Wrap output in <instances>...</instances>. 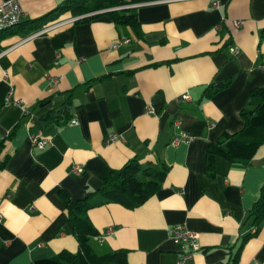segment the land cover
Segmentation results:
<instances>
[{
  "label": "crops",
  "instance_id": "0c3cea01",
  "mask_svg": "<svg viewBox=\"0 0 264 264\" xmlns=\"http://www.w3.org/2000/svg\"><path fill=\"white\" fill-rule=\"evenodd\" d=\"M19 1L27 21L63 0ZM213 1L133 3L137 29L104 14L68 22L79 15L64 11L34 36L0 39V142L14 129L0 149V159L8 157L0 169V264H62L57 253L76 252L78 243L59 193L82 199L132 158L164 163V180L134 209L92 196L91 222L99 234L112 229L92 239L95 250L125 249L128 264H178L184 252L170 231L183 224L200 244L184 264H230L264 182V144L248 163L217 157L214 178L205 173V153L242 128L250 90L264 87V0ZM227 80L203 95L208 84ZM66 102L76 125L41 119ZM33 133L48 140L44 149L32 145ZM76 164L82 173L72 172ZM237 264H264V220Z\"/></svg>",
  "mask_w": 264,
  "mask_h": 264
},
{
  "label": "trees",
  "instance_id": "16d2710c",
  "mask_svg": "<svg viewBox=\"0 0 264 264\" xmlns=\"http://www.w3.org/2000/svg\"><path fill=\"white\" fill-rule=\"evenodd\" d=\"M150 0H63L51 12L35 19L20 21L17 24L0 29V39L9 35H28L41 29L49 18L64 11L74 15H81L94 11H103L78 19V22L88 21L100 14L106 15L115 25L131 26L137 29L139 23L135 8H120L121 6ZM90 4V6L88 5ZM264 37V31L261 38ZM229 80L221 83L208 84L203 92L206 98L226 88ZM66 102L60 109L47 112L41 119L45 122H54L58 126L66 125L70 119ZM243 120L242 128L234 133H223L215 142H211L205 153V173L209 178L215 177V162L222 157L231 162L248 163L257 149L264 144V87H255L250 90L248 102L240 110ZM60 119H63L60 122ZM17 125H15L16 127ZM14 127V128H15ZM14 129L0 142V149L13 136ZM7 156L0 159V169L4 168ZM163 163L160 167L143 166L137 158L126 161L120 168L110 169L97 191H88L82 199L72 200L66 191H61L60 197L65 203L66 215L70 222L73 235L77 240L76 252L62 250L56 259L62 264H128L127 250L112 249L99 253L91 241L97 236L98 230L88 216L92 207L90 199L99 194L101 203H116L126 209H134L147 201L161 186L167 172ZM264 220V182L259 188L257 199L247 213L244 226L246 232L233 253H230V264H237L240 252L247 240L254 236L259 225ZM256 226L254 233L249 228Z\"/></svg>",
  "mask_w": 264,
  "mask_h": 264
},
{
  "label": "built area",
  "instance_id": "2783aa9c",
  "mask_svg": "<svg viewBox=\"0 0 264 264\" xmlns=\"http://www.w3.org/2000/svg\"><path fill=\"white\" fill-rule=\"evenodd\" d=\"M134 5L135 4H129V5L121 6L120 8H130ZM212 5L216 7L219 5V2L217 0H215L212 2ZM22 16H23V10L21 8V4H20L19 0H3L2 2H0V29L10 27V26L17 24L18 22H20ZM81 17H83V15L73 17V18L69 19L68 22H75L76 20L80 19ZM242 23L243 22L240 20H236V21L234 20L233 21L234 26H240V25H242ZM60 24H62V21L57 22L52 26H58ZM51 27L49 26V27H45V28L49 29ZM37 31H39V30H37ZM37 31L33 32L32 35H30V36H34ZM230 50L233 53H237V49L234 47H231ZM51 80H52V83H58L59 77L52 78ZM10 96H11V91L7 95V100H10ZM182 98L188 99L189 95L186 93V94L182 95ZM15 102H18V101L16 100ZM147 112L152 113L153 111L151 108H148ZM77 123H78V120L75 118H72L68 122V125L72 126V125H76ZM182 138L188 139V136L183 134ZM31 139H32V145L34 147H36L37 149H40V150L44 149L45 146L48 144L47 139L39 138L34 133L31 134ZM114 139H115L114 134L109 137V140H114ZM83 170H84V168L82 167V165H79V164L73 165V167H72V172L75 174H80L83 172ZM249 231L254 233L256 231V226H252L251 228H249ZM111 232H112V229L109 228L106 230V232L104 234H109ZM170 232H171V235H170L171 238L174 240V242L181 245L182 250L184 252L183 258L178 262V264H184L185 261L189 260L190 257L195 252L200 250V244L198 242V233H196L195 231L188 229L183 224H176L172 227ZM104 234H98L94 238L97 239L98 241H101Z\"/></svg>",
  "mask_w": 264,
  "mask_h": 264
},
{
  "label": "rangeland",
  "instance_id": "374dc122",
  "mask_svg": "<svg viewBox=\"0 0 264 264\" xmlns=\"http://www.w3.org/2000/svg\"><path fill=\"white\" fill-rule=\"evenodd\" d=\"M92 244H94V243L92 242Z\"/></svg>",
  "mask_w": 264,
  "mask_h": 264
},
{
  "label": "water",
  "instance_id": "95a60500",
  "mask_svg": "<svg viewBox=\"0 0 264 264\" xmlns=\"http://www.w3.org/2000/svg\"><path fill=\"white\" fill-rule=\"evenodd\" d=\"M103 12V11H102Z\"/></svg>",
  "mask_w": 264,
  "mask_h": 264
}]
</instances>
